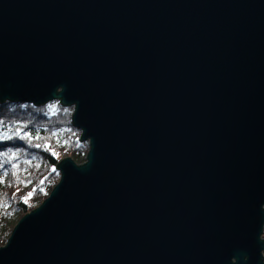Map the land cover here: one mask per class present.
Instances as JSON below:
<instances>
[{
	"label": "water",
	"instance_id": "water-1",
	"mask_svg": "<svg viewBox=\"0 0 264 264\" xmlns=\"http://www.w3.org/2000/svg\"><path fill=\"white\" fill-rule=\"evenodd\" d=\"M54 100L87 159L0 264H264V0H0V102Z\"/></svg>",
	"mask_w": 264,
	"mask_h": 264
},
{
	"label": "trees",
	"instance_id": "trees-1",
	"mask_svg": "<svg viewBox=\"0 0 264 264\" xmlns=\"http://www.w3.org/2000/svg\"><path fill=\"white\" fill-rule=\"evenodd\" d=\"M73 112L59 100L42 106L0 102V246L59 182L60 160L86 161L90 146L73 125Z\"/></svg>",
	"mask_w": 264,
	"mask_h": 264
},
{
	"label": "snow or ice",
	"instance_id": "snow-or-ice-1",
	"mask_svg": "<svg viewBox=\"0 0 264 264\" xmlns=\"http://www.w3.org/2000/svg\"><path fill=\"white\" fill-rule=\"evenodd\" d=\"M37 147H40V145H36ZM37 167H39V165H37Z\"/></svg>",
	"mask_w": 264,
	"mask_h": 264
},
{
	"label": "built area",
	"instance_id": "built-area-1",
	"mask_svg": "<svg viewBox=\"0 0 264 264\" xmlns=\"http://www.w3.org/2000/svg\"><path fill=\"white\" fill-rule=\"evenodd\" d=\"M263 238H264V231H263Z\"/></svg>",
	"mask_w": 264,
	"mask_h": 264
},
{
	"label": "rangeland",
	"instance_id": "rangeland-1",
	"mask_svg": "<svg viewBox=\"0 0 264 264\" xmlns=\"http://www.w3.org/2000/svg\"><path fill=\"white\" fill-rule=\"evenodd\" d=\"M74 107V106H73ZM75 108V107H74Z\"/></svg>",
	"mask_w": 264,
	"mask_h": 264
}]
</instances>
